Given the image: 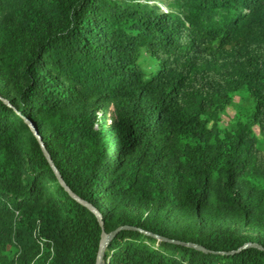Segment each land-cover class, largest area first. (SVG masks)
<instances>
[{"label":"trees","instance_id":"1","mask_svg":"<svg viewBox=\"0 0 264 264\" xmlns=\"http://www.w3.org/2000/svg\"><path fill=\"white\" fill-rule=\"evenodd\" d=\"M241 89L251 118L223 129ZM110 103L122 115L99 121ZM254 126L264 0H0V264H97L75 197L107 234L134 228L101 264H264Z\"/></svg>","mask_w":264,"mask_h":264},{"label":"rangeland","instance_id":"2","mask_svg":"<svg viewBox=\"0 0 264 264\" xmlns=\"http://www.w3.org/2000/svg\"><path fill=\"white\" fill-rule=\"evenodd\" d=\"M255 109L254 98L250 95L246 89H241L233 95V101L227 108L226 112L222 115L220 126L225 129L235 124L238 116H242L246 120H250L252 112ZM122 110L115 103L98 107L97 116L99 121L108 120L114 121L120 118ZM254 132L260 140V146L264 150V135L261 134L258 126H254ZM243 232L247 234H254L252 231L243 229Z\"/></svg>","mask_w":264,"mask_h":264},{"label":"water","instance_id":"3","mask_svg":"<svg viewBox=\"0 0 264 264\" xmlns=\"http://www.w3.org/2000/svg\"><path fill=\"white\" fill-rule=\"evenodd\" d=\"M28 125H29V128L31 130V132L33 133V135L36 137V139L38 140V142L40 143L41 145V148L44 152V155L46 157V159L48 160V162L50 163V165L53 167L57 177L59 178V180L61 181V183L65 186L64 182H63V179L59 173V171L57 170V168L55 167L52 159H51V156L50 154L48 153L46 147H45V144L43 142V139L41 137V134L39 132V130L31 123V122H28ZM72 194V193H71ZM74 197L75 195L72 194ZM78 201L82 202L88 209H90L98 218L99 222H100V225L102 227V237H101V248H100V252H99V255H98V259H97V264H101L102 263V259H103V256H104V251H105V248L107 247V245L109 244V242L115 237L117 236L122 230H127V229H134V228H129V227H123V228H119L118 230H116L115 232L111 233V234H107V232L105 231V228H104V223H103V220H102V216L101 214L97 211V209H95L92 205L86 203V202H83L81 199L75 197ZM177 244H180V245H183V246H189V247H194V248H198L199 250H201L202 248L197 246V245H194V244H191V243H183V242H175ZM247 248H259L261 249V246H259L258 244H247L245 245L243 248H241V250H244V249H247ZM240 250V251H241Z\"/></svg>","mask_w":264,"mask_h":264}]
</instances>
